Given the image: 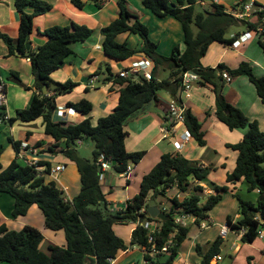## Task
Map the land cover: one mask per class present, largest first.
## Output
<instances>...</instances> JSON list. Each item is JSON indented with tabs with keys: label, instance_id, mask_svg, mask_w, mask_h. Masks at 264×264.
I'll use <instances>...</instances> for the list:
<instances>
[{
	"label": "trees",
	"instance_id": "1",
	"mask_svg": "<svg viewBox=\"0 0 264 264\" xmlns=\"http://www.w3.org/2000/svg\"><path fill=\"white\" fill-rule=\"evenodd\" d=\"M91 1L102 6L104 0ZM73 3L82 8L85 0H73ZM141 3L158 16L172 15L181 21L185 32V48L176 45L170 55L159 53L157 43L149 36L147 24L129 9L127 0H117L118 17L101 29L104 52L120 61L135 54L151 58L154 62L152 78L147 79L142 74L122 77L119 72L115 74L109 65H100L96 74H106L104 82L114 80L124 85L120 89L118 105L112 112L99 118L97 124H93L90 117L77 124H67L53 118L57 109L56 98L72 91L77 83L72 80L55 81L51 74L72 53L70 44L85 41L93 34V29L74 21L69 25H52L42 31L48 37L45 43L39 45L36 51L27 49L34 17L50 11L52 4L45 0H15V6L21 14L19 36L15 40L0 32V38L7 45L10 55L18 49L30 59L35 84L40 92L33 96L27 108L18 109L9 122L42 118L45 133L56 141L44 151L56 153V146L64 140L66 148L60 151L76 162L82 184L79 193L70 200L50 176L51 162L39 161L38 164L45 167L43 172H39L33 165L23 164L17 159L6 167L0 161V192L14 197L13 216L25 215L30 206L37 203L44 213L45 226L52 230L63 229L67 239L66 246L49 245L50 253H46L40 248L44 239L40 229L32 225H25L19 230L9 229L0 219V264H109V258L116 257L133 245L145 249V258L149 264H173L178 247L190 230L189 225L177 221V218L191 216L200 225L208 219L210 211L227 191H231L240 204L236 222L232 216H228L226 222L232 229L247 228L242 237L243 242H254L260 225L264 227V131L256 120H250L243 110L226 99L223 93L226 83L223 73L227 72L232 78L247 75L255 84L263 102L264 75L257 76L251 63L246 60L234 68L225 63L215 67H204L202 64V57L213 42L229 45L237 38L236 35H227L231 26L244 25L248 30H258L263 23V12L256 15L258 21L254 22L252 18L255 16L239 19L228 12L222 3L207 6H202L197 0H141ZM26 7L31 8L32 12H28ZM125 32L139 35L143 40L142 46L135 48L127 41H119L118 35ZM259 39L264 51V39ZM161 68L168 69L169 74L160 79L158 72ZM187 70L197 73L198 83L211 87L215 92V114L219 120L232 130L248 127L238 143L228 144L239 151L234 169L227 173L225 183L220 184L209 179L211 166H203L197 160L181 154L165 153L151 171L143 176L138 194L123 208L111 210L100 183V158L103 156L109 162L115 160L112 168L118 174H124L130 165L141 161L145 151L129 152L126 149L127 120L154 101L161 89L168 88L176 94ZM44 86L53 88L54 94H44ZM179 101L181 103V98ZM68 106L83 114H89L93 107L85 98L68 102ZM184 122L199 145H205L202 124L190 108L185 111ZM85 139H91L95 144L91 159L80 156L77 150L78 140ZM13 145L19 152L22 141L13 140ZM241 181L246 182L248 190H258L262 198L253 202L241 197L237 192ZM192 182H195L194 192L183 199L167 196V191L175 186L186 192ZM201 182H207L214 189L203 202ZM150 199L157 201L156 204L167 215L166 219L146 215ZM253 210L256 211L254 215ZM151 220L159 224V229L151 234L153 241L149 240L150 228L140 223ZM130 222L139 223L132 232L131 242L127 243L115 232L113 226ZM223 242L224 237L218 236L204 253L198 246L202 256L199 264H221L219 260L214 262V258L221 254ZM163 247L167 249L163 250Z\"/></svg>",
	"mask_w": 264,
	"mask_h": 264
},
{
	"label": "crops",
	"instance_id": "2",
	"mask_svg": "<svg viewBox=\"0 0 264 264\" xmlns=\"http://www.w3.org/2000/svg\"><path fill=\"white\" fill-rule=\"evenodd\" d=\"M45 1L52 4V9L34 17L33 30L29 36L30 49L33 51H36L39 45L48 40L42 31L49 26L69 25L74 21L86 24L93 29V34L85 41L70 44L72 53L51 74L55 81L72 80L77 83L72 91L60 94L56 98L57 109L53 118L55 121H65L67 124H77L90 117L92 123L97 124L99 118L112 112L118 105L120 89L124 86L114 80L104 82L107 75L104 73L96 74L100 65L106 67L109 65L113 72L118 74L120 70L128 67L132 61L138 60L143 55L135 54L120 61L104 52L102 47L104 36L101 29L118 17L117 0H104L102 6L96 5L91 0H85V5L82 8L77 7L73 0ZM255 1L264 3V0ZM234 2L235 0H223L222 4L225 5L226 9H229L234 6ZM127 4L129 9L147 24L149 36L157 43L159 53L170 55L176 45H180L181 49L185 48V32L180 20L172 15H156L151 9L142 5L141 0H127ZM26 10L32 12L29 7H26ZM20 16V11L15 6V0H0V32L17 40ZM252 20L257 22L258 16ZM247 31L246 26L238 25V29L231 36H237ZM118 40L127 41L135 48L141 47L143 44L139 35L129 32L119 34ZM259 40V37L252 33L249 39L242 40L235 47L231 44L213 42L202 57V64L204 67H215L219 63H225L234 68L241 61L246 60L251 63L257 76H263L264 51ZM8 52L7 45L0 38V78L5 80L7 84V107L11 117H13L18 109L27 108L33 96L40 91L35 84L30 59L23 54L16 53V51L13 55ZM168 74V69L161 68L158 77L161 79L167 77ZM94 76H97V79L90 85V80ZM54 92L53 88L47 89L49 95L54 94ZM223 93L226 99L243 110L250 120H256L260 129L264 131V102L259 97L255 84L247 75L234 77L231 82L226 81ZM83 98L89 100L93 105L89 114H83L68 106V102H77ZM179 98H181V103ZM175 103L183 105L186 109L190 108L198 117L205 132V145H199L192 135L189 140L185 139V132L188 130L185 122L173 123L169 121L168 111L170 106ZM215 103L213 89L194 81L189 91H184L182 86L176 94L168 88L161 89L154 101L127 120L125 125L127 131L126 149L129 152L145 151V154L139 163L130 165L129 175L116 173L112 164L107 168H102L100 183L111 210L123 208L128 201L138 194L143 176L151 171L165 153L181 154L186 158L197 160L203 166H211L212 171L209 179L220 184L225 183L226 175L234 169L239 155V151L228 144L238 143L247 132L248 127L230 129L217 118ZM68 108H73L74 111H69ZM61 110H63L62 116H60ZM164 128L168 131L165 132ZM13 140L22 141V157L15 150ZM54 143L56 141L53 137L44 131L42 118L33 121L18 119L13 123L5 122L0 125V146H4L0 160L3 167L8 166L14 159L23 164H29L32 159L37 162L49 161L51 167L64 164L66 168L59 173L56 182L64 190L66 198L72 200L81 189V174L76 162L60 151V149L66 148L64 140L56 146L58 150L56 153L44 151ZM77 144L80 156L90 159L93 157L95 144L91 139L78 140ZM194 185L195 182H192L186 192L180 191L176 186L172 187L167 191V196L171 198L177 196L183 199L194 192ZM201 185L203 186L202 199L214 192V189L207 182H201ZM237 192L244 199L253 202H256L260 197L258 190H248L245 181L238 184ZM226 201L232 202V209L218 212L216 207L226 203ZM239 204L238 198L231 191L225 192L221 201L211 210L208 217L211 224L209 223V226L205 228H200V225L191 216L178 217L183 224L189 225L190 230L187 238L178 247V253L173 264H199L202 256L198 252V246L203 253L208 250L213 241L221 235L220 231L223 224L226 223L227 217L232 216L234 220L239 218ZM14 206V197L9 193L0 192V219L9 229L19 230L25 225L37 227L43 232L44 239L40 243V248L46 253H50L49 245H67L63 229L52 230L45 226L44 213L37 203H33L25 215L18 217H14L12 214ZM234 206L237 207V210L233 212ZM136 226V222H130L116 223L113 227L119 236L130 243L132 232ZM229 237L231 248H233V243H237V240L241 241L237 234L232 231L224 238L222 245ZM261 241L262 245L256 246L261 259L257 261L258 259L253 254H249L251 264H264V241ZM237 244L240 250L241 244ZM219 256L221 258H218ZM229 256L233 258L230 254ZM115 258L116 264H144L146 260L145 249L139 245H133L121 251ZM249 258L248 264H250ZM221 259H223L222 246L221 254L214 258V262Z\"/></svg>",
	"mask_w": 264,
	"mask_h": 264
},
{
	"label": "built area",
	"instance_id": "3",
	"mask_svg": "<svg viewBox=\"0 0 264 264\" xmlns=\"http://www.w3.org/2000/svg\"><path fill=\"white\" fill-rule=\"evenodd\" d=\"M222 1L223 0H197V2L199 4H201L202 6H207V5H210L213 3L219 4V3H222ZM227 11L239 19H248V18H251L253 16L258 15L261 12H263V15H264V3H259V2H256L255 0H235L234 6L227 9ZM263 24H264V16H263V23L261 26H259L258 30L251 29L245 33L237 35V38L233 41L231 46L235 47L242 40L249 39L250 36H252V33H254L259 38L261 37L262 39H264V33L262 34V32L264 30ZM153 67H154L153 60L151 58L143 55L138 60L132 61L128 67L120 70L119 75L122 77H127V76H130L131 74H136V75L142 74L145 78L151 79ZM223 77L225 78V80L227 82H231V80H232V76L230 74H228L227 72L223 73ZM96 79H97V76H94L93 79L90 80V85ZM198 79H199V76L197 73H195L194 71L192 72V70H187L183 74V80H182L183 90L189 91L192 87L193 82L197 81ZM7 106H8L7 84H6L5 80L0 78V125L4 124L5 122H9V119L11 118V115L8 111ZM68 110L74 111L73 108H68ZM185 111H186V108L183 105H181L179 103L172 104L169 108V111H168L169 121H171L173 123L184 122ZM62 115H63V110L60 111V116H62ZM164 131L167 132L168 130L164 128ZM190 138H191V132L189 130H187L185 132V139L189 140ZM23 149L25 150V147H23ZM22 151H23L22 149H20V151H19L20 157L23 156ZM100 162H101L102 168H107L111 165V162L104 160L103 156L100 158ZM29 164L33 165L39 172L44 171L45 167L42 165H39L35 159H32L31 161H29ZM65 168H66V166L64 164H59V165H56L54 167H51L50 176L52 177V179L55 181H58L59 173L61 171H63ZM130 170L131 169L129 167L127 169V171L124 172V175H129ZM142 211H145V209H143ZM177 221L181 222V220L178 218H177ZM234 222H236V220H234ZM136 223L138 224L139 222H136ZM140 223L143 224L144 226H146L147 228H150L149 240L153 241L154 240L153 235H151V234L159 227L158 222L155 220H151V221H147V222H141L140 221ZM207 226H209L208 219L203 220L200 223V228H205ZM232 231H234L235 234H237V236L239 237V239L241 241H243L242 237L247 232V228L241 227L238 229H232V227L226 222L225 224H223L221 231H220V234H221V236H223L225 238ZM256 239H260V240L264 241V227L262 225H260V227H259ZM238 247H239V245L237 243H233L234 249H238ZM166 249H167V247H163V250H166ZM154 252H157V250H154ZM218 258H221V257L219 256ZM109 264H116V258L115 257L109 258ZM144 264H149V261L145 260Z\"/></svg>",
	"mask_w": 264,
	"mask_h": 264
},
{
	"label": "rangeland",
	"instance_id": "4",
	"mask_svg": "<svg viewBox=\"0 0 264 264\" xmlns=\"http://www.w3.org/2000/svg\"><path fill=\"white\" fill-rule=\"evenodd\" d=\"M236 29H238V26L237 25L231 26L229 28L228 32H227V35L228 36H231L232 33ZM3 147L4 146H0V154L3 151ZM1 163H2V161H1ZM243 193L245 194L244 191H243ZM227 196H230V194H227ZM203 201H204V199H202V202ZM232 207H233L232 202L229 203L228 201H226V203H222L221 205L219 204L216 207V209L219 212V211H225L227 209H232ZM236 208L237 207L234 206L233 212L235 210H237ZM233 212H232V215H233ZM210 218H211V216H210ZM237 243H240L241 244L240 250L239 249L231 248V239H230V237L228 238L227 241H225V243L222 245V255H223V259L220 260V263L221 264H230V263H233V264H248V258H249L248 256H249V254H251V255L253 254L254 257L258 259L257 261H259L261 259L260 252L258 250H256V246L262 245V241L260 239H256L253 243H250V244L249 243H244V242L239 241V240H237ZM229 254L233 258H230ZM258 264H260V263H258Z\"/></svg>",
	"mask_w": 264,
	"mask_h": 264
},
{
	"label": "water",
	"instance_id": "5",
	"mask_svg": "<svg viewBox=\"0 0 264 264\" xmlns=\"http://www.w3.org/2000/svg\"><path fill=\"white\" fill-rule=\"evenodd\" d=\"M26 46H27V49H29L30 48V42H27ZM16 53H18L20 55L22 54V52L19 51L18 49H16ZM47 89H48V86H44L43 92L45 94H47ZM111 164L114 165L115 160H112ZM260 186H262V185H260ZM262 188L264 189V186H262ZM260 198H262V197H260ZM255 213H256V211L253 210L252 215H254ZM146 215L149 217H152V218H158V219H162V220L167 218V215L159 208V206L156 204L154 199L149 200L148 207L146 210Z\"/></svg>",
	"mask_w": 264,
	"mask_h": 264
}]
</instances>
